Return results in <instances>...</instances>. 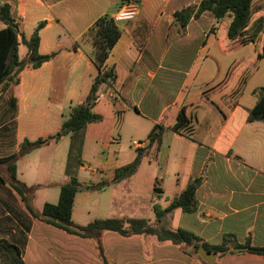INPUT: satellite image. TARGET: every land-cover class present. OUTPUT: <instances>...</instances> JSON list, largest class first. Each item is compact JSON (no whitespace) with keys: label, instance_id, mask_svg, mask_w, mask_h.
<instances>
[{"label":"crops","instance_id":"1","mask_svg":"<svg viewBox=\"0 0 264 264\" xmlns=\"http://www.w3.org/2000/svg\"><path fill=\"white\" fill-rule=\"evenodd\" d=\"M125 1L0 0L25 40L43 24L38 54H56L37 69L27 64L19 83L0 92V159L18 153L24 140L55 135L71 109L84 103L97 75L88 31L97 19L112 18ZM201 1L136 0L137 17L115 23L120 38L102 66L114 81L96 93L92 113L100 119L80 132L81 190L71 215L76 225L105 219L154 224V205L165 209L190 180L203 177L195 212L176 209L161 224L188 231L208 246L232 236L239 245L250 241L264 248V122H247L257 102L253 92L264 86V57L257 60L264 43V0L253 1L244 35L252 42L244 45L227 37L230 15L217 22L205 12L184 30L176 24V12ZM27 55L19 37V60ZM182 113L188 123L176 133L172 128ZM152 132L160 135L159 143H150ZM69 146L64 136L16 160V181L33 188L28 202L37 214L44 204L58 202ZM138 149L143 154L135 173L113 183L115 170L131 163ZM5 177L0 166V240L16 245L25 264H101L94 240L33 219L2 182ZM99 184L106 186L95 190ZM100 242L111 264H202L191 248L152 236L104 232ZM215 263L264 264V258L216 254Z\"/></svg>","mask_w":264,"mask_h":264},{"label":"trees","instance_id":"2","mask_svg":"<svg viewBox=\"0 0 264 264\" xmlns=\"http://www.w3.org/2000/svg\"><path fill=\"white\" fill-rule=\"evenodd\" d=\"M254 0H203L197 6H191L182 9L174 14L176 24L184 30L190 20H197L200 16L209 12L217 22L225 16L230 15L232 21L227 31V37L232 43L244 45L252 42V39H244V35L251 21ZM0 21L5 28L0 30V92L13 83H19V74L28 64L32 69L39 68L43 63L55 58L56 54L39 55V31L43 24H39L32 37L25 40L19 32V26L14 22L10 14V8L7 5L0 7ZM216 27H212L213 32ZM88 36L92 39L94 56L93 65L97 70V75L91 85L90 91L83 104L71 109L68 117L63 121L60 130L53 136L46 139H38L35 142L24 140L18 153L6 158L0 159V166L6 173V177L1 178L6 182L20 197L30 216L44 224L50 225L66 233L68 236L79 237L82 239L94 240L96 250L102 264H109L104 254L100 238L104 232H113L121 237L130 236H152L158 242H167L176 246H186L192 249L197 255L199 249L207 252L223 255L226 253H248L258 255L264 258V248L252 247L250 241L244 245H239L232 236L223 239L219 246H208L194 234L182 230H172L163 226L161 223L167 219L174 210L180 209L183 213L191 214L196 210L195 192L203 182V177L190 180L186 188L170 204L161 209L159 206H153L155 223L149 224L142 220H117L105 219L94 220L86 226L76 225L72 219V206L75 196L80 192L81 185L78 181V169L81 166V151L83 138L80 134L82 129L90 123L100 119L99 116L92 113V107L96 100V93L99 87L104 83L114 81V74L111 72H102V66L108 58L110 50L118 42L120 31L113 20L107 16L97 19L88 31ZM20 43L26 46L28 50L27 59L22 61L18 57V45ZM264 57V43L258 52L257 60ZM244 80L239 84L243 86ZM257 102L252 110L249 111L247 122H264V86L257 88L254 92ZM188 123V119L182 113L173 131L180 133L183 126ZM70 137V146L66 158L65 177L66 182L59 187V198L57 204H44L39 214L35 213L28 202V195L33 193V188H25L16 181V160L18 157L28 154L29 152L47 146L52 142H58L62 137ZM150 143H159L160 135L151 133L149 136ZM142 149L136 150L135 159L115 170L113 183L120 182L132 176L137 170L141 157ZM106 184H99L95 190H101ZM156 191V190H155ZM230 244L232 247L230 248ZM202 264H206L198 257ZM0 264H25L22 259L20 249L7 240H0Z\"/></svg>","mask_w":264,"mask_h":264},{"label":"built area","instance_id":"3","mask_svg":"<svg viewBox=\"0 0 264 264\" xmlns=\"http://www.w3.org/2000/svg\"><path fill=\"white\" fill-rule=\"evenodd\" d=\"M138 4L136 0H127L124 4L114 13L112 20L114 23H125L134 20L138 15ZM102 72H108L103 70ZM133 145L137 148L142 146L141 142H133Z\"/></svg>","mask_w":264,"mask_h":264},{"label":"water","instance_id":"4","mask_svg":"<svg viewBox=\"0 0 264 264\" xmlns=\"http://www.w3.org/2000/svg\"><path fill=\"white\" fill-rule=\"evenodd\" d=\"M198 256L206 263V264H216L215 263V253L207 252L204 249H199L197 252Z\"/></svg>","mask_w":264,"mask_h":264},{"label":"rangeland","instance_id":"5","mask_svg":"<svg viewBox=\"0 0 264 264\" xmlns=\"http://www.w3.org/2000/svg\"><path fill=\"white\" fill-rule=\"evenodd\" d=\"M86 177H87V174L83 173V174H82V178H83L84 181H85ZM94 243H95L94 245H95V249H96V242L94 241ZM96 251H97V250H96ZM192 252H193V251H192ZM193 253H194V252H193ZM196 256H197V255H196ZM98 259H99V261H100V263H101V260H100L99 256H98ZM107 259H108V258H107ZM108 261H109V260H108ZM101 264H102V263H101ZM109 264H111L110 261H109Z\"/></svg>","mask_w":264,"mask_h":264}]
</instances>
